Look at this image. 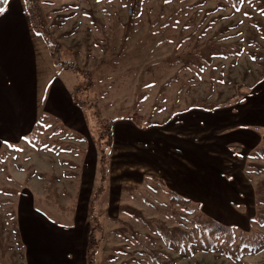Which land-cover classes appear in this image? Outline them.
<instances>
[{
  "label": "rangeland",
  "instance_id": "374dc122",
  "mask_svg": "<svg viewBox=\"0 0 264 264\" xmlns=\"http://www.w3.org/2000/svg\"><path fill=\"white\" fill-rule=\"evenodd\" d=\"M24 4L38 50L37 103L45 104L55 81L81 107L73 105L75 115L68 109L73 120L67 125L40 109L27 139L10 145L0 141V264H24L15 222L20 195L36 197V207L60 224L78 221L90 230L96 225L95 264L264 263V220L253 221L257 209H264V199L256 204L254 188L264 180V142L262 153H247L243 145L218 148L219 129L205 121V133L198 136L206 145L204 164L208 169L220 161L223 169L206 171L211 177L198 186L184 179L142 180V173L134 179V173L118 167L116 156L111 161L106 145V126L116 120L135 115L142 119L140 126L163 128L191 115L193 106L231 99L237 94L234 82L253 83L264 67V0H239V6L231 0ZM249 91L238 93L233 103ZM190 123L187 139H196V126ZM259 130L263 135L264 128ZM99 148L108 152L105 182ZM190 153L185 161L191 172L197 160ZM197 187L230 196L215 198L202 191L198 196ZM171 191L192 200L193 211L171 207ZM198 213L231 227L233 236L211 242L196 225ZM172 227L188 235L183 242L171 240ZM242 239L255 240L257 246L240 253Z\"/></svg>",
  "mask_w": 264,
  "mask_h": 264
},
{
  "label": "crops",
  "instance_id": "0c3cea01",
  "mask_svg": "<svg viewBox=\"0 0 264 264\" xmlns=\"http://www.w3.org/2000/svg\"><path fill=\"white\" fill-rule=\"evenodd\" d=\"M2 8L5 11L0 15V141L10 145L27 139L40 109H47L67 125L73 120L68 109L75 115L73 105L76 104L55 81L51 83L53 89L50 88L45 104L37 103L40 97L38 50L24 0H8ZM196 109L191 115L170 120L163 128L140 126L131 119L112 122L111 161L116 156L118 167L124 168L121 170L126 174L134 173V179L142 173V180L146 176L159 177L168 183L172 179H184L198 186L199 180L211 177L206 171L220 172L223 169L219 167L220 161H211L209 170L204 164L206 145L204 139L198 140V136L205 133V121L219 129L215 138L218 148L243 145L247 153L252 154L261 145L262 131L259 128H264V80L241 101L230 106L213 111ZM188 122L196 126V139H187ZM190 151L197 160L191 172L185 161ZM193 171L196 175H192ZM198 189L194 194L200 196L202 190ZM202 193L224 199L230 196L225 191L212 189ZM35 202L36 197L24 195H20L16 202L15 222L24 264H86L90 228L78 221L70 225L55 222V218L38 209Z\"/></svg>",
  "mask_w": 264,
  "mask_h": 264
},
{
  "label": "trees",
  "instance_id": "16d2710c",
  "mask_svg": "<svg viewBox=\"0 0 264 264\" xmlns=\"http://www.w3.org/2000/svg\"><path fill=\"white\" fill-rule=\"evenodd\" d=\"M8 0H0V8L4 7L6 5ZM232 2H234V5L236 4L237 6H239V0H231ZM51 46V45H50ZM57 54V53H56ZM55 51L52 50L51 52V56L53 57L54 60H56V55ZM264 62V61H263ZM264 66V65H263ZM264 80V67L263 70L260 72L259 76L254 80L253 83L249 84V85H245L239 82H234V88L236 90V95L232 96L231 99H226L222 102H216V103H210V102H204L199 106H193L192 108H198V109H202V110H206V111H213L216 110L218 108H222V107H226V106H230L234 101L239 100L240 96H238V93H240L241 91H243L244 89H248L251 90L252 88H254L255 86H257L258 84H260L262 81ZM242 97V96H241ZM73 100L74 102L79 105L81 107V105L79 104V101L77 99H75V96L73 95ZM131 119L134 123H136L137 125L141 124L142 119L140 117H136L135 115ZM106 134H107V147L108 149L111 147V142H112V126H106ZM100 146L103 147V141L104 139V135L101 133L100 138L98 139ZM264 142V134L262 135V143ZM102 149V148H101ZM100 150V159H99V168L100 169V173L102 174V181L105 182L106 180V173L108 171V160L107 157L108 156V152L106 154V148L105 151L104 150ZM260 153H262V149L258 147V149ZM255 194H256V204L261 203L263 201H258L259 198H261L262 200L264 199V180L261 181L259 184H257V186L255 185ZM193 201L178 195L177 193L171 191L170 192V199H169V204L171 207L173 208H180L183 209L187 212H191L193 211L192 206H193ZM39 209V208H38ZM91 211H93L92 209V203H91ZM262 213H264V209H257V216L254 218L253 221H257V222H263V218H262ZM196 217V225L201 226L204 229V232L206 234V236L208 237V239L213 242V243H222L227 236L232 235L233 236V230L231 227H227L221 223H219L217 220L208 217L206 214L203 213H198L195 215ZM94 221L96 222L97 217H95L93 215ZM96 225H94V227L92 226L90 233H89V242H88V248H87V264H95L94 263V257L97 251V248L99 246L97 237L95 236V227ZM170 230V238L171 240H178L183 242L185 240V238L188 236L186 233H184V231H180L179 228L177 227H172L169 229ZM180 231V232H179ZM176 232H179L180 235L178 236L176 234ZM246 246L248 248L253 249L254 246H257V243L255 240H251V239H242V244L237 248L238 251L240 253H243V251L246 249ZM261 246V245H260ZM248 264V263H247ZM253 264H264L263 262H259V263H253Z\"/></svg>",
  "mask_w": 264,
  "mask_h": 264
},
{
  "label": "snow or ice",
  "instance_id": "6c2138e0",
  "mask_svg": "<svg viewBox=\"0 0 264 264\" xmlns=\"http://www.w3.org/2000/svg\"><path fill=\"white\" fill-rule=\"evenodd\" d=\"M5 9L0 8V15H2L4 13Z\"/></svg>",
  "mask_w": 264,
  "mask_h": 264
}]
</instances>
